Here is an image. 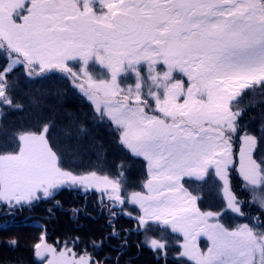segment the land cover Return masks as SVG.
<instances>
[{
    "label": "snow or ice",
    "instance_id": "6c2138e0",
    "mask_svg": "<svg viewBox=\"0 0 264 264\" xmlns=\"http://www.w3.org/2000/svg\"><path fill=\"white\" fill-rule=\"evenodd\" d=\"M4 247L264 264V0H0Z\"/></svg>",
    "mask_w": 264,
    "mask_h": 264
},
{
    "label": "trees",
    "instance_id": "16d2710c",
    "mask_svg": "<svg viewBox=\"0 0 264 264\" xmlns=\"http://www.w3.org/2000/svg\"><path fill=\"white\" fill-rule=\"evenodd\" d=\"M30 224L31 221L25 222V226H24L25 231L30 230ZM7 235L11 236V233H8ZM30 256L31 253L29 252H24V251L13 252L7 247L0 249V262H2V264H20L21 261L23 262V264H29Z\"/></svg>",
    "mask_w": 264,
    "mask_h": 264
}]
</instances>
